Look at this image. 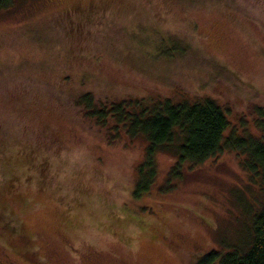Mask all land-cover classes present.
I'll use <instances>...</instances> for the list:
<instances>
[{
  "label": "rangeland",
  "instance_id": "1",
  "mask_svg": "<svg viewBox=\"0 0 264 264\" xmlns=\"http://www.w3.org/2000/svg\"><path fill=\"white\" fill-rule=\"evenodd\" d=\"M79 93L106 102L211 97L226 111V135L264 139V0L0 8V205L40 264H194L213 249L246 248L264 191L235 151L183 164L167 190L175 157L157 152L153 183L137 194L145 138L122 130L112 139L85 118ZM17 153L32 167L17 165ZM0 264L34 263L0 236Z\"/></svg>",
  "mask_w": 264,
  "mask_h": 264
},
{
  "label": "trees",
  "instance_id": "2",
  "mask_svg": "<svg viewBox=\"0 0 264 264\" xmlns=\"http://www.w3.org/2000/svg\"><path fill=\"white\" fill-rule=\"evenodd\" d=\"M1 1L0 8H6L12 3V0ZM171 54L174 53H169ZM75 96V102L81 107L85 118L92 124L109 128L112 139H116L122 130L130 137L141 135L145 138L146 168L141 184L136 186V192L148 190L153 183V177L157 173V152H169L175 157L163 179L165 184L161 186L167 190L174 187L183 164L188 168L200 165L225 148L236 152L241 165L253 181L260 175L264 191L263 136L245 134L243 139L238 133L226 135L229 120L226 111L215 99L140 97L106 102L91 93L74 94ZM111 138L109 137L110 141ZM15 158L17 165L32 167L30 156L19 157L17 153ZM9 161L4 160L1 167ZM138 170L140 173L143 171L142 167ZM0 236L27 260L34 264L41 263L34 256L31 239L21 223L14 220L1 205ZM246 245V248L237 245L228 249L207 251L199 255L194 264H264V204L252 218V230Z\"/></svg>",
  "mask_w": 264,
  "mask_h": 264
}]
</instances>
